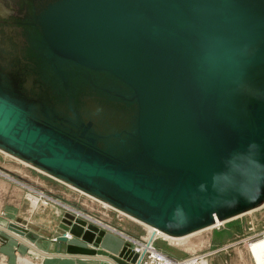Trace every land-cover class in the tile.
I'll return each instance as SVG.
<instances>
[{
  "label": "water",
  "instance_id": "water-1",
  "mask_svg": "<svg viewBox=\"0 0 264 264\" xmlns=\"http://www.w3.org/2000/svg\"><path fill=\"white\" fill-rule=\"evenodd\" d=\"M0 150L170 236L259 207L264 0H0Z\"/></svg>",
  "mask_w": 264,
  "mask_h": 264
},
{
  "label": "rangeland",
  "instance_id": "rangeland-1",
  "mask_svg": "<svg viewBox=\"0 0 264 264\" xmlns=\"http://www.w3.org/2000/svg\"><path fill=\"white\" fill-rule=\"evenodd\" d=\"M1 152V151H0ZM2 154L7 157H11L10 155L2 152ZM2 155H0V173L4 174L6 173L8 177L14 180V182L18 183L20 187L23 190V195L25 198L26 203H24L23 211L31 210L32 205H35L36 203H29V201L26 198V193L29 191L28 187L31 186L35 189H39L43 191L44 193L50 195L54 199H56L58 202L56 203H50L46 205V208H50L53 216L55 217V225H60V218L63 220H69V217L72 216L73 218L76 217V214L70 209H67L66 207H72L73 210L80 211L84 214H87L88 216H91L93 221L84 219L87 223H95L100 228H103V230H109L112 232L117 233L120 235L123 240L124 244L126 245L127 240L123 237V235H126L133 239H140L145 236V227L143 225L140 226V224L136 223L135 221L128 218L124 213L117 214L116 210L110 206L107 205V208H112L111 211H106L101 205H99V201H95L91 199L90 197H87L88 195H83L78 193L77 191L71 189V187L62 185L61 183L54 181L50 177H47L43 173H40L39 171L35 170L33 167L29 165H25L24 169L23 167L20 169L18 168L16 163L13 161V159L6 160L7 165L6 168L11 170L13 172H18L23 176L24 179L19 178L17 176H14L12 174H9L8 172L4 171V169L1 166H4V158ZM13 158V157H12ZM17 160V159H16ZM29 166V167H28ZM11 167V168H10ZM73 188V187H72ZM80 192V191H79ZM38 200H41L38 198ZM99 202V203H97ZM103 206H106L104 203H100ZM60 208V209H58ZM35 211H39V206L37 204ZM118 211V210H117ZM34 212V211H33ZM117 214V215H116ZM27 215V214H25ZM72 221V220H71ZM104 222L109 227L113 228L114 230H110L104 226H100V223L96 222ZM63 222V221H62ZM238 223V226L236 229H234V225ZM64 226H62L64 229H68V225L65 223V221L62 223ZM58 225V226H59ZM225 225V226H224ZM54 226V225H53ZM224 226V227H223ZM223 227V228H222ZM126 231H125V230ZM117 231V232H116ZM218 233V231H222L223 233L220 236L212 235V232ZM264 207L261 209H257L252 211L251 213H247L242 215L241 217L232 220L230 222L224 223L219 228H211L207 231L201 232L198 235H195L191 237L189 242H191V245L186 246H174L170 245L167 241H165L162 238H158L155 240V244L158 248L161 249L162 252H164L169 257L183 261L188 260L193 257H204L208 259L209 263V255L212 254L214 251H216L219 246H224L229 244V240L231 241H237L239 245L247 247L248 250V243H251L252 240L259 239L262 235H264ZM220 234V233H218ZM212 236V243L208 245L206 243L207 239ZM259 237V238H258ZM193 238V239H192ZM257 238V239H256ZM233 239V240H232ZM69 240V239H68ZM205 240V242H204ZM124 245V246H125ZM194 245V246H193ZM193 246V247H192ZM191 247V248H190ZM31 250V249H30ZM30 250H24L23 253H18L15 251V256L13 258L12 262H8L6 259H2L0 261V264H24L23 261L20 259L29 260L27 264H43L42 262L44 259L41 257H35L31 254ZM33 251V250H32ZM248 262L254 263V260L252 259L250 252L248 250ZM34 254V253H33ZM209 254V255H208ZM36 255V254H34ZM251 257V258H250ZM49 264L52 263V261H48ZM45 262V264H48ZM91 264H95V262H92Z\"/></svg>",
  "mask_w": 264,
  "mask_h": 264
},
{
  "label": "crops",
  "instance_id": "crops-1",
  "mask_svg": "<svg viewBox=\"0 0 264 264\" xmlns=\"http://www.w3.org/2000/svg\"><path fill=\"white\" fill-rule=\"evenodd\" d=\"M0 155H2L4 157L2 152H0ZM8 159H10V160L13 159V161L16 163L15 165H17L18 168H20V169L22 167L24 169L25 165H27V164H24L22 161H19L18 159L16 160V158H14V157L12 158V157L5 156L3 158L4 166H1L4 169V171L8 172L9 174H12L14 176H17L19 178L24 179L23 176H21V174H19L18 172H13L11 167H10L11 170L6 168L7 165L9 164L6 161ZM35 170H37V169H35ZM37 171H39V170H37ZM39 172L43 173L41 171H39ZM44 175H46V174H44ZM46 176L50 177L48 175H46ZM50 178L53 179L54 181L61 183L62 185L67 186V184L60 182L55 178H52V177H50ZM69 187H71V186H69ZM71 189L74 190V188H72V187H71ZM75 191H77V190L75 189ZM77 192L85 195L82 192H79V191H77ZM87 197H90V196H87ZM90 198L96 201L95 198H93V197H90ZM99 202H97V203H99ZM24 203H26V201H25V198L23 195V190L20 187V185L18 183L14 182V180H12L10 177H8L6 173H4V174L0 173V227L1 228H6L11 223H16L19 226L27 227V229L29 231H27V233L22 234L20 236H21V238H23L24 240H26L29 243H34L36 240L39 239V237H43L45 240L47 239V240L51 241L54 238H57L58 236L62 235L63 233H65L67 231V228L64 229L62 227V226H64V224H62V223L65 221L62 218H60V222H59L60 225L57 224V226H56L54 224L56 216L55 217L53 216V213H52L50 208L47 207V208L40 209L39 211H35L36 206H37V204H35V205H32L31 210H29V212H28V211H23ZM100 203H102V202H100ZM100 203H99V205H101L106 211H109L110 208H107V206L105 207ZM111 209H110V211H111ZM113 211H116V210H113ZM25 214H27V215H25ZM130 219L132 220V218H130ZM133 221L136 222V220H133ZM100 222H102V221H100ZM102 223H104V222H102ZM136 223L140 224V226L143 225L145 227L144 230L146 232L147 226L145 224H143L139 221H137ZM237 226H238V223L236 225H234V227H235L234 229H236ZM104 227H106V226H104ZM106 228L109 229V226ZM218 233H220V234H218ZM218 233H216L214 231L211 234L212 235L215 234V236L216 235L220 236L223 232L218 231ZM211 238H212V236L209 237L206 241V243H208V245L212 243ZM38 241H41V240H38ZM204 242H205V240H204ZM228 242H230V243L227 245L221 246V247L219 246V248H217L216 251H214L212 254L209 255V264H255L252 262L251 263L248 262L249 261L248 260V254L249 253H248L247 247L245 248L244 246L239 245L237 243V241L229 240ZM41 243H42V245L46 244V242L44 243L43 241H41ZM68 243H78V242L75 238H71L68 241ZM48 246H50V242H49ZM123 247H124L123 238L115 232L106 230L105 235L102 238V241L100 243L99 248L103 251H107V252L112 253V254H117L122 250ZM24 250H30V248L27 245H25L24 243H22L19 239H17L15 237L5 233L4 231L0 230V258H1V260L6 259L8 262L9 261L12 262L13 258L15 256V251H17L18 253H23ZM33 253L36 255H34ZM33 253H32L33 256H35L37 258L41 257L42 259H44V261L42 262L43 264H45V262L48 263V261L49 262L52 261L51 264H89L90 263V262L87 263L86 260L79 259V258L45 257V256H42V255L36 253V252H33Z\"/></svg>",
  "mask_w": 264,
  "mask_h": 264
},
{
  "label": "bare ground",
  "instance_id": "bare-ground-1",
  "mask_svg": "<svg viewBox=\"0 0 264 264\" xmlns=\"http://www.w3.org/2000/svg\"><path fill=\"white\" fill-rule=\"evenodd\" d=\"M1 152H4V151H2V150H0ZM5 154H8V153H6V152H4ZM8 155H10V154H8ZM11 157H14V156H12V155H10ZM14 158H16V157H14ZM17 159V158H16ZM19 160V159H18ZM19 161H21V160H19ZM24 164H27V165H29V166H31V167H33L32 165H30V164H28V163H25L24 161H22ZM21 162V163H22ZM33 168H35V167H33ZM35 169H37V168H35ZM37 170H39V169H37ZM39 171H41V170H39ZM41 172H43V171H41ZM44 174H46L45 172H43ZM46 175H48V174H46ZM48 176H50V175H48ZM51 177V176H50ZM53 178V177H52ZM13 180V179H12ZM59 181V180H58ZM60 182H62V181H60ZM64 184H66V183H64ZM67 185H69V184H67ZM69 186H71V185H69ZM71 187H73V186H71ZM73 188H75V187H73ZM76 190H78V191H80V192H82V193H84L83 191H81V190H79V189H77V188H75ZM32 191H33V193L32 194H27V196H28V198H27V196H26V198H27V200L29 201V203H30V205H31V203H36V204H38V206H39V210L40 209H43V208H46V204H48L49 202L47 201V200H38L37 198H39L38 196H36V193H34V191L35 190H33V189H31ZM84 194H86V193H84ZM86 195H88V194H86ZM89 196V195H88ZM90 197H92V196H90ZM94 198V197H93ZM96 199V198H95ZM96 200H98V199H96ZM98 201H100V200H98ZM56 202H58V201H56ZM100 202H102V201H100ZM102 203H104V202H102ZM59 204H61V203H59ZM104 204H106V203H104ZM61 205H63V204H61ZM108 204H106V206H107ZM105 206V207H106ZM108 206H110V205H108ZM110 207H112V206H110ZM262 207H264V203L263 204H261L259 207H257V208H255V209H252V210H249V211H247V212H245V213H242V214H239V215H237V216H234V217H231V218H228V219H226V220H219V219H216L211 225H209V226H207V227H205V228H202V229H200V230H197V231H194V232H192V233H189V234H186V235H183V236H170V235H167V234H165V233H163V232H161L160 230H158L157 228H155V227H152V226H150V225H147V224H145V223H143V222H141V221H139V220H137V219H135V218H133V217H131V216H129V215H127V216H129V218H132V220H136V222L137 221H139V222H141V223H143V224H145L147 227H146V234H145V236H144V238H145V240H146V243L147 244H149L148 245V247L149 246H151V244H152V242L153 241H155L156 239H158V238H162V239H164L165 241H167L170 245H174V246H188V245H191L192 243L191 242H189L191 239V237H193V236H195V235H198V234H200L201 232H204V231H207V230H209V229H211V228H219L220 226H222L224 223H226V222H230V221H232V220H235V219H237V218H239V217H241L242 215H244V214H247V213H251L252 211H254V210H257V209H261ZM67 209H71V210H73L72 209V207H66ZM113 208V207H112ZM58 209H60V208H58ZM115 209V208H114ZM117 210V209H116ZM119 211V210H118ZM77 212V214L78 215H83L86 219H89V220H91V221H93V220H95V219H93L91 216H88L87 214H84V213H82V212H80V211H76ZM121 212V211H120ZM121 213H123V212H121ZM125 214V213H124ZM80 216H77V217H80ZM81 218V217H80ZM93 223V222H92ZM96 223H100V226H106V227H108L106 224H104V223H102V222H96ZM95 224V223H94ZM97 226V225H96ZM1 228V227H0ZM100 228V227H99ZM101 229H103V228H101ZM109 229L111 230H114L113 228H111V227H109ZM105 231V230H104ZM117 232V231H116ZM264 232V231H263ZM14 234H9V235H11V236H13V237H15V238H17V239H19L22 243H24L25 245H27L31 250V252L33 253V252H36V253H38V254H40V255H42V256H45V257H56V258H78V257H74V256H60V255H57L58 254V252H56L55 250V247H54V243H56L57 241H58V238L60 237V236H65V238H66V242L68 243V241L71 239V238H75L76 240H77V242L78 243H73V244H78V245H82V246H84V245H86V243L85 242H83V241H81L80 240V238H77V237H75L73 234H71L70 232H69V230L67 229V231L65 232V233H63L62 235H60V236H58L57 238H54L53 240H45L43 237H39V239L38 240H41V241H43L44 243L46 242V244L45 245H42V243H41V241H38V240H36L34 243H29V242H27L26 240H24L23 238H21V236L20 235H22V234H25V233H20V232H13ZM104 235H105V232H104ZM104 235H103V237H104ZM102 237V238H103ZM102 238H101V241H102ZM259 238V237H258ZM69 239V240H68ZM193 239V238H192ZM257 239V238H256ZM101 241H100V243H101ZM192 241V240H191ZM49 242H50V246H48V244H49ZM251 243H248V250H249V252H250V255H251V257H252V259L254 260V263L255 264H264V235H262L259 239H257V240H252V241H250ZM100 243L99 244H97V245H95V244H92L91 243V247L92 248H95V250H97V249H100L99 248V246H100ZM154 244V243H153ZM125 245V244H124ZM153 246V245H152ZM154 246H155V244H154ZM153 246V247H154ZM194 246V245H193ZM192 246V247H193ZM149 248H151V247H149ZM191 248V247H190ZM33 250V251H32ZM104 252H107V251H104ZM31 253V254H32ZM109 253V252H108ZM110 254V253H109ZM161 254L163 255H166L164 252H162L161 251ZM33 255V254H32ZM209 255V254H208ZM95 256H103L102 258H104V255H95ZM167 257H168V259H170L171 260V262H172V260H174L175 261V259H173V258H171V257H169L168 255H166ZM105 257H107V256H105ZM250 257V258H251ZM79 259H81V258H79ZM0 260H1V258H0ZM21 261H23V263L24 264H27V263H29L27 260H25V259H20ZM83 260H86L87 261V263H91V262H94V261H92V260H87V259H83ZM105 260H106V264H115V263H113L111 260H109V259H107V258H105ZM89 263V264H90ZM166 264H171L170 262H167ZM175 264H176V261H175ZM179 264H209L208 263V259L207 258H204V257H193V258H190V259H188V260H183V261H180V263Z\"/></svg>",
  "mask_w": 264,
  "mask_h": 264
},
{
  "label": "built area",
  "instance_id": "built-area-1",
  "mask_svg": "<svg viewBox=\"0 0 264 264\" xmlns=\"http://www.w3.org/2000/svg\"><path fill=\"white\" fill-rule=\"evenodd\" d=\"M29 191L26 193L27 194H32L33 190L34 193H36V196H38L41 200H47L50 203H56V199H54L53 197H51L50 195L44 193L43 191L39 190V189H35L31 186L28 187ZM28 198V196H27ZM59 203V202H58ZM46 204V205H48ZM75 214L76 217L80 216L77 214L76 210H72ZM117 214H120L119 211H117ZM81 218H85L83 215L80 216ZM123 237L127 240L125 248L130 251V257L133 258L135 256L134 262L132 264H166L167 262H170L171 264H179L180 261L179 260H171L168 259V257L166 255H162L161 254V249L158 248L155 244V241L152 242L151 248L148 247L149 244L146 243V240L144 237L140 238V239H133L130 238L126 235H123ZM155 246H154V244ZM154 247H153V246ZM163 251V250H162Z\"/></svg>",
  "mask_w": 264,
  "mask_h": 264
}]
</instances>
